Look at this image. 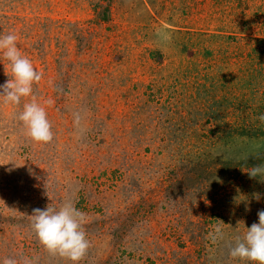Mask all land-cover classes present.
<instances>
[{
    "label": "rangeland",
    "instance_id": "obj_1",
    "mask_svg": "<svg viewBox=\"0 0 264 264\" xmlns=\"http://www.w3.org/2000/svg\"><path fill=\"white\" fill-rule=\"evenodd\" d=\"M8 33L53 139L0 100V264H72L31 218L66 203L79 264H252L229 248L264 210V0H0Z\"/></svg>",
    "mask_w": 264,
    "mask_h": 264
},
{
    "label": "clouds",
    "instance_id": "obj_2",
    "mask_svg": "<svg viewBox=\"0 0 264 264\" xmlns=\"http://www.w3.org/2000/svg\"><path fill=\"white\" fill-rule=\"evenodd\" d=\"M168 26L157 29V36L163 40L171 39ZM5 61L7 63H5ZM0 62L4 64L5 75L9 78L0 85V100L5 103L19 105L22 98L31 97V102L25 103L18 120L26 129V135L35 142L52 141L53 133L47 113L33 95V84H39L43 72L34 68L33 63L23 56L17 47V36L14 33L0 35ZM10 69V73H9ZM49 106L51 99L45 102ZM264 122V115L259 117ZM76 123H79L77 116ZM251 178L264 174V165H256L248 171ZM258 223L247 227L244 235L235 237L234 246H230L229 255L232 259L249 261L252 264H264V210L258 213ZM32 228L40 244L52 255H59L72 264L79 262L86 255L90 241L84 231L85 214L75 209L71 204H64L57 210L50 204L45 209L33 210ZM217 234L221 233L218 228ZM2 264H17L12 258H5Z\"/></svg>",
    "mask_w": 264,
    "mask_h": 264
}]
</instances>
